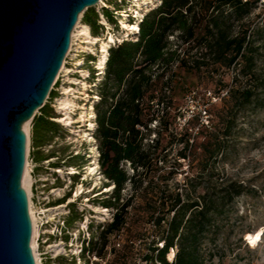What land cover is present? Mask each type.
I'll return each mask as SVG.
<instances>
[{"label": "trees", "instance_id": "trees-1", "mask_svg": "<svg viewBox=\"0 0 264 264\" xmlns=\"http://www.w3.org/2000/svg\"><path fill=\"white\" fill-rule=\"evenodd\" d=\"M258 1L160 0L138 23L137 34L131 32L127 40L110 46L103 76L96 86L99 100L94 104L92 134L97 140L100 171L106 179L103 185H114L110 196L98 203L113 208L115 213L100 234L98 255H103L107 235L124 230L130 202L140 198L149 221L145 224L151 223V228H138L133 236L125 235L131 243L124 244L118 258L124 261L129 252L132 254L136 240L149 250L143 259L151 263L207 264V257H213L207 245L215 246L229 223L235 200L246 192L241 182L215 168L217 157L238 136L235 128L245 108H264V65L257 43L260 37L263 39L264 29L252 26L249 19ZM103 12L108 22L115 24V16L108 9ZM97 19L92 9L82 19L93 36H99L102 28ZM175 65L214 81V96L219 97L222 91L225 94L219 98L222 107L215 114L214 125H204L198 114L186 122L187 141L192 136V143L202 138L197 143L201 157L196 170L191 168L183 183L170 190L164 182L168 178L158 173L157 163L161 161L162 119L171 108L172 99L167 94ZM226 72H230V82L224 81ZM154 103L161 104L162 109H156ZM53 111L45 104L31 121L29 139L36 162L54 156L44 155L39 149L57 137L58 122L50 119L55 117ZM154 121L158 125H153ZM179 156L186 158L182 153ZM125 163L132 174L123 167ZM73 180L77 182L78 176ZM127 185L132 191L120 203ZM67 197L68 193L59 202ZM76 217L73 213L69 221ZM170 248L174 249L171 263L166 259Z\"/></svg>", "mask_w": 264, "mask_h": 264}, {"label": "rangeland", "instance_id": "rangeland-1", "mask_svg": "<svg viewBox=\"0 0 264 264\" xmlns=\"http://www.w3.org/2000/svg\"><path fill=\"white\" fill-rule=\"evenodd\" d=\"M110 2L112 3V0H109L107 4ZM157 2L158 0L153 2L154 5ZM124 3L127 6L128 1L125 0ZM103 9L107 8L95 6L92 10L98 14ZM147 9L149 8H143V10ZM249 19L252 22V26H260L264 29V0L258 1ZM128 20L130 23V19ZM117 23L118 17L115 16L116 25L108 22V27L112 28L113 33L119 37L122 32L117 27ZM99 32L100 36L105 34L103 29ZM261 38L258 39L257 43L261 48V64L264 65V37L263 39ZM91 51L93 53L98 51V45L93 47ZM90 56L96 58L95 55ZM83 57L85 59L82 67L87 70L93 68L88 63L91 57H88L87 54H83ZM172 71V84L167 94L172 99L170 102L171 108L168 110L167 116L162 119L158 151L160 152L161 161L157 163L158 173L163 178H168L164 182L170 190L176 184L183 183L185 175L191 172V168L192 171L196 170L197 161L201 157V150L197 143L201 142L202 138H197V143H192V136L188 142L187 135H185V128L188 125L186 122L191 115L198 114L204 125H214L217 120L215 114L222 107V102H220L219 98L225 94L222 91L223 93L220 92L219 97L214 96L211 93L214 89V81L207 79L205 76L200 77L194 72H186L176 65L173 66ZM88 75L90 76V73ZM223 77L225 82H230V72L224 73ZM88 104H91L90 100ZM154 107L158 108V110L162 109L161 104L158 106L154 103ZM53 112L55 113L53 118L62 114V112ZM77 113L78 111L73 116L75 119ZM57 124L59 125L57 126V137L54 138L53 148L50 150L49 156L58 153V159L54 163L60 167L59 162L64 159L69 149L65 141L68 130L64 129L60 122ZM153 125H158V122L154 121ZM235 132L238 136L236 135L227 144L222 156L219 154L215 168L224 173L226 177L241 182L245 186L246 192L235 200L229 223L219 235L215 246L212 244L207 245L211 254H214L211 258L207 257V264H264V108L246 107L237 122ZM73 144L76 146L77 142L75 141ZM90 144V142L84 144L83 147H89ZM180 153L185 154L186 158H181L179 156ZM76 161V159H68L66 164L72 165ZM123 167L128 174H132L128 163H125ZM83 180V192L77 198L78 206L85 207L87 211L91 205L101 206L98 202L110 196V191L104 192L110 186L107 184L103 185V181L95 174L84 177ZM68 186L70 185L68 184ZM73 186L69 191L70 195L73 192ZM104 186H107V188ZM131 191L130 185L125 186L120 203L128 199ZM199 191L201 192V190ZM142 204L140 198L131 200L129 214L126 216V225L124 227L125 235L133 236V232L138 228L143 227L147 230L151 228V223L145 224V222L149 221L145 219L146 215L143 212ZM171 215H167L165 218H170ZM259 229H262L261 240L256 246L250 247L245 237L247 233H254ZM119 252H122L121 249L111 251L108 255L106 254L107 261L104 259L102 264H150L143 261V256L149 254V250H147L146 246H140V240H136L132 254L129 252L124 261L118 258ZM44 264H49V262L45 261Z\"/></svg>", "mask_w": 264, "mask_h": 264}, {"label": "water", "instance_id": "water-1", "mask_svg": "<svg viewBox=\"0 0 264 264\" xmlns=\"http://www.w3.org/2000/svg\"><path fill=\"white\" fill-rule=\"evenodd\" d=\"M99 1L0 0V264H36L22 125L51 93L79 15Z\"/></svg>", "mask_w": 264, "mask_h": 264}, {"label": "built area", "instance_id": "built-area-1", "mask_svg": "<svg viewBox=\"0 0 264 264\" xmlns=\"http://www.w3.org/2000/svg\"><path fill=\"white\" fill-rule=\"evenodd\" d=\"M108 1L109 0H104L106 3ZM124 1L125 0H112L113 3L109 5V7H105L112 15L118 17V23L120 19H122L120 17L121 13L128 10L126 21L128 22V19L131 18L134 20L133 23L137 25H139L138 23L150 9L160 3V0H158L157 4L154 5L153 2L156 0H153V2L146 7L149 9L131 11L130 6L133 4L134 0H126L128 1L127 6ZM103 11L104 9L98 12L97 23L102 27L101 30L103 29L106 34L108 31V28L106 27L109 25H107L108 20ZM82 19L83 17H81V21ZM111 31L113 32V29ZM134 31L139 30L135 29ZM129 37L130 35L123 36V34H121L118 38L116 37L117 40L111 42V46L120 44L123 40H127ZM74 53L75 51L71 54ZM80 54L81 56L79 57H81L82 61L85 59L83 54H87L88 57H91L88 63H90L93 68L90 70L85 69V67H82L84 62L81 66L75 67L74 64L77 60L74 59L77 57L72 58L70 55L66 57L65 65L71 69L73 68V72L68 75H64V72L62 71L59 72L51 87V93L54 92L55 95L52 96L50 93L44 103V105L48 104L52 107L55 112H60L57 110L56 102L59 97L64 95L63 88L70 86L69 88L73 87L77 89L80 87L79 85L71 83V81L76 79L84 80L85 76L81 73V70L83 69L90 73V76L85 79L89 85L86 94L88 97L86 98L85 94L76 93V95L79 96L76 102L78 105L81 104V106L85 104L89 107L93 106L92 111L94 112V104L99 100L96 86L103 76L104 68L99 69L94 63L97 57L95 58L94 56H90L95 55L90 49L85 50ZM91 75L93 77H91ZM89 100L91 104H88ZM76 111L78 110L76 109L73 111V116ZM36 114H40L39 110H37ZM93 115L94 116L86 122L87 125L83 127V129H85L86 132L90 133V136H92V141L90 142L91 144L89 147H83L84 144L89 143L85 137L79 138L72 133L71 128L73 126H79L78 123H73L72 126H66L60 122L62 127L68 130V135L66 136L65 141L69 147L66 156L60 161V167H55L53 165L54 161L58 159V153H56L53 157H47L41 162H36L31 155L32 148L30 146L29 135L27 136L25 158V168H27L29 180V196L27 195V198L30 202V206L32 207V214L34 218L33 224L31 220L32 237L33 229L35 228V252L39 264H44L45 261H48L49 264H102L103 260L106 259V256L111 251L122 249L126 242L131 243L126 239L123 229L114 231L107 235V243L103 249V255H98L96 252L100 248V234L105 227L113 221L115 210L113 208L99 206L102 211L97 214L93 212L91 208L87 211L85 207L78 206V197L75 196L76 190L81 188L83 191V179L86 177V167L93 161L96 162L97 166L95 168V175H97L103 182H106V179L100 171V165L98 162L99 151L97 148V140L92 134L95 129V114L93 113ZM50 119L56 121V118L52 117ZM75 141L77 142L76 146L73 144ZM53 143L54 141L40 147L39 149L43 154L49 155L50 150L53 148ZM91 148H95L96 155L91 152ZM71 158L76 159V163L67 165V160ZM60 169H62V171H59ZM75 176H78L79 178L77 182H74L73 180ZM68 184L70 186H68ZM72 185H74V188L70 195L69 191L71 190ZM109 186L113 187L114 185ZM67 193L69 194V197H67L64 202H59V200H61ZM73 213H76L77 217L72 218V220L69 221V219L73 216ZM159 246L161 247V244H159ZM170 252H173L174 254V249L170 248L169 253ZM169 253L166 255V259L169 263H171L172 257L168 258ZM143 261L149 262L150 264H160L157 260H154L153 263L146 260Z\"/></svg>", "mask_w": 264, "mask_h": 264}, {"label": "bare ground", "instance_id": "bare-ground-1", "mask_svg": "<svg viewBox=\"0 0 264 264\" xmlns=\"http://www.w3.org/2000/svg\"><path fill=\"white\" fill-rule=\"evenodd\" d=\"M153 2V0H134L133 4L130 6V10H142L143 8L147 7L149 4H151ZM98 7H109V4H107L106 2H104L103 0H100L98 2V4L96 5ZM128 10L124 13H121L120 17L122 19H120L119 23H118V27L119 30L122 32L123 36L129 35L131 32H136L134 31L135 29H138V25L133 23V22H127L126 17L128 16L127 14ZM81 17L82 14L79 15V20L77 21L76 25L74 26V29L72 30L71 33V45L70 48L66 54L67 56H71L72 58L77 57L74 60H77V62L74 64V66H81L83 61L81 59V52L85 51V50H92L93 47L98 45V51L94 52L95 56L97 57L96 61H94V63L97 65V67L99 69H103L104 68V64L106 62L107 59V54L109 52V48L111 46V42L117 40V36L111 31L112 28L108 27V31L106 32V34H104L103 36H93L91 34V29L90 26L85 24L84 22L81 21ZM108 25V23H107ZM117 37V38H116ZM121 40V39H119ZM76 49V50H75ZM74 54H71L72 52H74ZM65 57V59H66ZM65 59L61 68V71L64 72V75H68L71 72H73V68L71 69L70 67H67L65 65ZM81 73L84 74L85 79H87L88 72L86 70H81ZM81 79H76V80H72L71 83H74L76 85H79V88H69L68 87H64V95H62L61 97H59L57 99L56 102V106H57V110L62 112V114L58 117H56V121L58 122H62L64 125L69 126L73 123H78L79 126H73L72 129V133L76 136H78L79 138H83L85 137L87 141L91 142L92 138L89 137L90 133H87L85 129H83L84 126H86V122L92 118L93 115V106H88L87 104L81 106V104L78 105V103L76 102V100L79 98L78 95H76V93L78 94H85V97L87 98L88 95L87 91H88V82ZM68 80V78H67ZM75 96V97H74ZM78 110V113L76 115V119L75 117H73V111L74 110ZM30 120L26 121L23 123L22 128L23 131L25 132V134L28 136L29 135V128H30ZM91 152L94 153L96 155V150L95 148H91ZM94 156V155H91ZM96 162L93 161L90 165H88L86 167V177L87 176H91L95 174V168H96ZM59 171H62V169H60ZM22 187L24 188V190L26 191L27 195L29 196V180H28V175H27V168H25L24 170V174H23V178H22ZM105 188H107V186H104ZM112 189V187L105 189L104 192H109ZM82 189L80 188L79 190H76L75 192V196L78 197L80 196V194L82 193ZM28 205H29V214H30V219L32 220V224H33V214H32V207L30 206V202L28 201ZM90 206V205H89ZM90 208L93 210V212H95L96 214L101 212L102 209L99 206L96 205H91ZM34 234H35V228L33 229V237L31 239V248H32V252L35 258V262L36 264H39L38 258L36 256V252H35V242H34ZM261 234H262V229H259L257 231H255L254 233H247L245 240L247 242V244H249L250 247H254L257 245V243L261 240ZM173 257V252L169 253L168 258Z\"/></svg>", "mask_w": 264, "mask_h": 264}]
</instances>
